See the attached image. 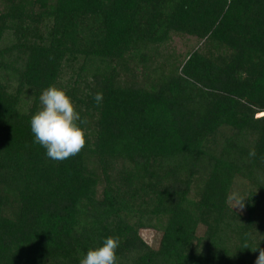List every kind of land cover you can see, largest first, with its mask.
Masks as SVG:
<instances>
[{
	"label": "trees",
	"instance_id": "16d2710c",
	"mask_svg": "<svg viewBox=\"0 0 264 264\" xmlns=\"http://www.w3.org/2000/svg\"><path fill=\"white\" fill-rule=\"evenodd\" d=\"M51 83L87 119L62 162L29 124ZM109 235L118 264H255L264 0H0V264H79Z\"/></svg>",
	"mask_w": 264,
	"mask_h": 264
},
{
	"label": "clouds",
	"instance_id": "9594fccd",
	"mask_svg": "<svg viewBox=\"0 0 264 264\" xmlns=\"http://www.w3.org/2000/svg\"><path fill=\"white\" fill-rule=\"evenodd\" d=\"M97 106L103 101V93L92 94ZM39 107L30 117V131L33 143L45 149L46 157L54 162H62L78 155L86 144V134L81 125L87 124V119L81 117L76 110L71 97L66 90L55 83L41 89ZM249 158H255L256 149L251 147ZM238 190L229 192L227 201L232 208L244 207V198ZM121 240L118 236L109 235L97 247H89L79 258V264H118L116 250ZM244 247L257 251L247 244ZM243 247V248H244ZM255 264H264V249H259Z\"/></svg>",
	"mask_w": 264,
	"mask_h": 264
},
{
	"label": "rangeland",
	"instance_id": "374dc122",
	"mask_svg": "<svg viewBox=\"0 0 264 264\" xmlns=\"http://www.w3.org/2000/svg\"><path fill=\"white\" fill-rule=\"evenodd\" d=\"M141 235L144 240H146L148 243L152 245H155L157 243L154 241L156 236L159 237L155 232V230H142Z\"/></svg>",
	"mask_w": 264,
	"mask_h": 264
}]
</instances>
